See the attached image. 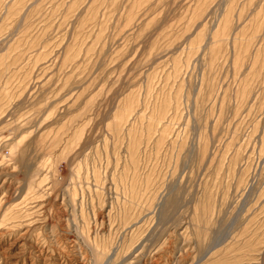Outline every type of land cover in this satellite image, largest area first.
Masks as SVG:
<instances>
[{"label":"rangeland","instance_id":"1","mask_svg":"<svg viewBox=\"0 0 264 264\" xmlns=\"http://www.w3.org/2000/svg\"><path fill=\"white\" fill-rule=\"evenodd\" d=\"M0 264H264V0H0Z\"/></svg>","mask_w":264,"mask_h":264}]
</instances>
